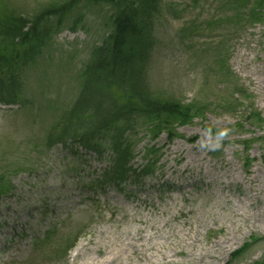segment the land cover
<instances>
[{
  "label": "rangeland",
  "instance_id": "rangeland-1",
  "mask_svg": "<svg viewBox=\"0 0 264 264\" xmlns=\"http://www.w3.org/2000/svg\"><path fill=\"white\" fill-rule=\"evenodd\" d=\"M70 1L0 0V16L31 19ZM231 1L162 0L148 89L197 112L171 141L136 121L127 135L133 168L154 172L121 192L93 188L111 164L105 143L99 159L45 146L111 32L112 12L77 1L48 22L45 49L19 73L18 104L0 111V264L262 263L264 19L234 30ZM47 230L52 243L32 246ZM65 237L75 246L59 253Z\"/></svg>",
  "mask_w": 264,
  "mask_h": 264
},
{
  "label": "trees",
  "instance_id": "trees-1",
  "mask_svg": "<svg viewBox=\"0 0 264 264\" xmlns=\"http://www.w3.org/2000/svg\"><path fill=\"white\" fill-rule=\"evenodd\" d=\"M77 1L85 0H71L70 5ZM89 1L110 8L111 32L102 45L93 50L89 63L81 72L82 83L77 98L51 129L48 141L54 144L70 140L97 150V142L101 138L108 139L113 163L110 173L104 177L105 184L118 187L130 178L138 180L151 173L152 165L138 172L131 167L132 148L125 135L134 128L137 120L142 119L154 137L165 133L171 140L175 136L173 127L190 124L197 111L171 100L155 98L148 89L147 68L154 49L153 31L162 0ZM231 3H234L231 27L234 30L244 19L249 24L264 19V0H235ZM68 10L69 5H65L32 21L11 15L0 18V37L12 45L10 56L7 55L8 46L0 49V100L14 102L17 97L13 92L16 74L13 76L6 71V67L9 70L13 66L15 70L19 67L14 53L17 46L23 48L28 43H36L35 48H29H32L30 52L36 50L38 53L48 38L49 29L44 26V19L57 17L61 22ZM220 63L222 59L218 65ZM250 119L261 122L259 114L251 115ZM49 237L50 233H47L37 246L45 244ZM260 264H264V259Z\"/></svg>",
  "mask_w": 264,
  "mask_h": 264
},
{
  "label": "bare ground",
  "instance_id": "bare-ground-1",
  "mask_svg": "<svg viewBox=\"0 0 264 264\" xmlns=\"http://www.w3.org/2000/svg\"><path fill=\"white\" fill-rule=\"evenodd\" d=\"M209 256L211 257V254H209ZM196 257V256H195ZM209 258V257H208ZM196 259H199V257H196Z\"/></svg>",
  "mask_w": 264,
  "mask_h": 264
}]
</instances>
